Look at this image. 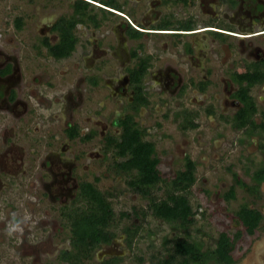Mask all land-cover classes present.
I'll return each mask as SVG.
<instances>
[{"label":"flooded vegetation","instance_id":"obj_1","mask_svg":"<svg viewBox=\"0 0 264 264\" xmlns=\"http://www.w3.org/2000/svg\"><path fill=\"white\" fill-rule=\"evenodd\" d=\"M68 1L18 0L16 4L20 14L13 20L15 32L25 31L28 17L35 18L40 24L35 33V36L39 37V45H31L33 51L31 53H34L32 60L41 61L40 67H36L39 66L37 62H32L31 66H22L20 57L24 46L21 41L15 39L16 37L0 35V203L13 204L19 195H26V198L22 197L24 200L36 201L37 204L46 201L48 207L35 206L38 214L44 212L47 216L46 220L39 223L42 225L48 223L53 229L57 217L67 222L63 226L68 227L69 234L64 241H68L69 248L58 249L55 254H59V258L63 251L72 250L70 244L72 214L87 208V201L81 195L82 190L90 185L100 195H106L96 187L102 180L103 166L107 169L112 167V173L118 177L131 175L118 168V163L126 160V156L117 155L122 133L120 122L126 116H131L134 123L136 122L135 114L145 109L151 93V88L145 85L150 70L156 65L165 64L166 60L156 54L154 44L149 43L158 37L177 40L176 38L197 33L195 30L186 33L185 30H170L158 25L157 28L146 27L144 0H73L71 3ZM147 2L149 8H156L157 4L166 8L171 7L172 16L183 15L187 10L190 14L191 9L200 10L199 3L194 0L185 1V4L178 0L171 6H167L165 0ZM81 4H85L84 7L80 8ZM24 6L30 8L31 12H26ZM76 6L79 7V11L76 10ZM247 6L250 15H256L260 8L257 17L264 16V0H248ZM60 20L66 21L65 24L75 21L72 33L76 44L69 55L56 57L51 54L49 48L59 43V33L54 26ZM87 24L91 30L90 34L89 36H85L86 33L82 34L86 42L77 52L75 51L77 37L74 32L78 27H85ZM261 27L263 30L259 31L260 34H253L252 38H243L245 44L234 50L241 58L238 65L242 70L249 65L251 72L258 63L264 73V47L259 42V39L264 42V24ZM200 32L236 37L233 32L214 28H205ZM255 38L260 45L253 46L252 40ZM214 44L215 42L211 43L206 55L207 63H211V60L220 63L222 60L220 48H216ZM9 53L15 57L7 56ZM245 60L255 65L244 64ZM174 75L172 73L170 79H173ZM213 81L210 78L194 86L189 82L185 85L183 80L178 78L172 80L174 83L172 88L175 91L178 89L177 93L181 95L188 88L192 92H201L206 100H214L217 90L220 94L231 97L235 94L238 96L241 88H247L249 97H251L249 90L255 86L264 92V79L249 87L243 81L234 90L231 86L218 89ZM168 83L166 80L165 84ZM151 95L159 97L160 93L152 92ZM258 102L264 105V96ZM222 105L226 108L222 113L232 118L233 125L236 124L235 116L238 112L248 108H243L246 104L238 97H232L231 100L225 97ZM254 107L256 114L258 108L255 105ZM105 110L108 111L106 115ZM207 113L210 114L211 111ZM55 122L59 132L54 129ZM188 126L195 128L196 124L194 122ZM247 126L252 127L250 124L243 127ZM142 133V140L151 143L155 152L153 142L147 139L148 131ZM76 147L79 149L82 147V150ZM186 159L194 162L189 156H185L183 166ZM129 181L126 182L127 187ZM261 183L264 181L259 184ZM134 189L132 190L136 191ZM106 201L111 205L107 198ZM248 207L256 209L250 205ZM111 210L113 211L112 208ZM107 230L113 234L109 241L100 243L92 252L91 258L84 260L81 258V262L85 264L92 260L93 253L98 252L95 257L99 258L102 255L103 258L98 264L111 258H114L113 264H117L122 256L120 252L123 246L118 244L117 234L110 231L108 226ZM136 234L135 227L125 226L121 230L126 245L131 243ZM47 244L43 241L38 251H36L38 244L27 249L25 247V252L37 256Z\"/></svg>","mask_w":264,"mask_h":264},{"label":"rangeland","instance_id":"obj_2","mask_svg":"<svg viewBox=\"0 0 264 264\" xmlns=\"http://www.w3.org/2000/svg\"><path fill=\"white\" fill-rule=\"evenodd\" d=\"M68 2L71 3L73 0ZM16 4L18 0H0V35L16 37L15 39L21 41L24 46L20 57L22 66H31L32 62H37L39 66L36 67H40L41 61H33L34 53H31L33 52L31 45H39L40 40L35 33L40 24L35 18L28 17L25 31L15 32L13 20L20 14ZM24 9L31 12L26 6ZM42 17L43 15L40 16ZM261 17L264 22V16ZM261 26L259 24V28L262 29ZM90 31L88 24L76 29L75 51L79 52L86 42L82 34L86 33L85 36H89ZM257 45L260 44L256 43ZM7 56L12 55L9 53ZM247 62L250 63L245 60L244 64ZM220 64L217 60H211L210 70L221 71L223 68ZM213 83L216 88H221L217 78H214ZM249 94L255 98L264 96V92L257 86L249 90ZM224 98L225 96L217 90L214 100H206L205 106H202L204 108L200 110L201 113L195 109L191 111L195 115L192 121L198 123L197 128L183 129V118L179 115L172 118L175 111L170 113L168 112L170 109L167 111L159 108L158 101L152 98L149 100L147 111L135 114L138 126L148 129L147 139L155 146V156L159 160L157 169L166 183L176 172L184 170L185 156L194 160L196 164L194 182L187 192H180L187 197L192 216L190 221L183 225L155 218L149 211V197L163 199L166 189L164 184L160 183L154 187L149 197H143L127 187L126 182L130 177L125 175L118 177L112 173V167L107 169L103 166L104 174L96 187L106 194L113 209V218L108 229L117 234L118 244L123 246L120 252L122 256L117 264H181L182 257L173 250L172 243L175 240L195 242L202 253H208L215 248L221 232H225L233 243L231 252L235 260L233 264H264V183L256 186L252 180L254 170L264 169V132L258 127L236 129L232 124V118L222 113L226 110L222 105ZM257 108L258 113L251 118L255 123L264 122V105L257 104ZM207 109L211 111L210 114L207 113ZM161 113L164 114V120H161ZM104 114H108V111L105 110ZM56 123L54 129L59 132ZM80 148L76 147L82 150V147ZM235 178L247 187L256 186L255 190L236 185ZM230 188H234L233 199L226 197ZM25 196L19 195L13 204L0 203V264H67L60 260L59 254H55L60 248H69L68 241H64L69 234L68 227L63 226L67 222L57 217L53 229L48 223L40 224L39 221L46 220L47 216L44 212L38 214L35 206L48 207L46 201L37 204L36 201L24 200L22 197ZM242 204H248L262 214L259 226L250 235L245 232L235 216V212ZM122 213L128 215L122 216ZM125 226L137 229V234L129 244L130 247L126 245L124 235H121V230ZM236 233L239 235L235 239ZM43 241L48 243L45 245L46 251L37 253V256L25 252V247L27 249L37 244L38 251ZM97 254L93 253L92 260L85 264H98L103 258L102 255L96 258ZM188 264L194 263L189 261ZM202 264L217 263L206 256Z\"/></svg>","mask_w":264,"mask_h":264},{"label":"trees","instance_id":"obj_3","mask_svg":"<svg viewBox=\"0 0 264 264\" xmlns=\"http://www.w3.org/2000/svg\"><path fill=\"white\" fill-rule=\"evenodd\" d=\"M81 4L79 7H84ZM76 6V10L79 9ZM80 10V9H79ZM78 10V11H79ZM66 21L60 20L54 29L59 33V43L49 48L51 54L56 57L69 55L70 51L76 44V39L72 33L75 21L65 24ZM144 69V68H143ZM142 69V70H143ZM139 79V78H138ZM264 79V73L261 71L259 64H256L251 72L236 75V80L240 84L243 81L246 86H252ZM238 97L243 104V108L235 116L238 127L250 124L252 127H258L251 120L255 107L252 99L247 95V88H241L238 91ZM122 133L120 136V144H118L117 155L126 156V160L118 163V168L128 172L131 180L128 182L129 187L136 190L143 197H149L150 191L157 187L160 183L165 186L164 198L157 200L149 197L148 207L152 215L166 222H178L181 225L188 223L192 216V209L187 197L180 192H187L194 182L195 163L189 159L185 160L184 170L176 172L171 180L161 177L157 169L158 159L155 156L154 147L151 143L142 140L143 133L137 128L131 116H126L120 122ZM264 131V122L259 126ZM253 179L259 184L264 181V169H259L254 173ZM236 185H240L246 189L255 190L256 186L247 187L237 178L234 179ZM81 195L87 201V208L76 211L72 214L71 222V251L61 253L60 258L63 262L69 264H81L82 259H90L94 249L103 242H108L111 234L107 230V226L112 220V210L106 197L99 194L92 186L88 185L81 192ZM234 188L226 193L227 198H234ZM235 216L239 223L244 227L247 234H253L254 230L262 220L261 213L247 204L240 205L235 212ZM239 233L234 238H238ZM174 253L181 256V264H188L192 261L194 264H202L209 256L217 264H233L234 259L231 255L233 243L225 232H221L217 238L215 248L208 252L202 253L198 244L188 242L184 239L175 240L173 243ZM82 258V259H81ZM114 258L109 259L102 264H113Z\"/></svg>","mask_w":264,"mask_h":264},{"label":"crops","instance_id":"obj_4","mask_svg":"<svg viewBox=\"0 0 264 264\" xmlns=\"http://www.w3.org/2000/svg\"><path fill=\"white\" fill-rule=\"evenodd\" d=\"M147 1L148 0H144L145 3L143 2L144 11L146 10L144 19L146 27L157 28L156 26L158 25L170 30H185L187 31L186 33L195 30L197 33L192 35L189 34L187 37L183 38H176L177 40H175V38L158 37L156 40L154 39L153 42L149 43H153L156 54L158 53L160 56L166 58V60L165 64L156 65L150 70V76L148 75L145 85L148 88H151V93H160V96L156 97L150 93V96L147 99V106L142 111H147L146 109L150 105L149 100L151 98L156 99L160 105L159 108L166 110L170 109V111L167 110L170 113L175 111L171 116L172 118L177 115L183 118V129L192 128L188 126L194 123L192 120L195 118V115H193L191 111L195 109V111L201 113L200 110L204 108L202 106H205L206 104V97L204 94L202 95L201 92H192L189 88V90H184L181 95L179 92L177 93L178 89L175 91L172 88V85H174L172 80L175 81V79L177 80L178 78H181L183 84L188 85L189 82L190 84L197 86L198 82L201 83L210 78L213 80L214 78H217L218 84L222 89L231 86L234 90L237 85L239 86V83L236 80V75L249 73L251 66L249 67L248 65V67L244 68L245 72H243L244 69L242 70V67L238 65L240 59H237V57L240 58V56L236 57L237 52L234 50L238 49L241 44H245V42L242 41L243 38H252L253 34H260V32L257 31L263 30V27L262 29L259 28V24H264L261 17L262 15L259 16V18L257 17L260 8L257 7L258 11L256 10V15H250V9L247 6L248 0H194L199 3L200 10L195 11L194 9H191L190 14H188L189 10H187L183 15L179 14L177 16H172L170 13L171 7L166 8L165 6H159L157 4L156 8H149ZM177 1L178 0H165L167 6L173 5ZM179 1H182L184 4L185 1L188 2V0ZM257 4L259 3L257 2ZM155 13H158V15ZM205 28L233 32L236 37L200 32ZM257 41L258 39L256 40L255 38L253 46H256ZM212 42H215L216 48H220V55L222 56V60L220 59V65L223 69L221 71L217 70V72L210 70L211 63H207L206 59V55L210 50ZM259 42L261 43V46L264 47V42L260 39ZM234 57H236L235 59L237 60H235ZM249 64L255 65L254 63ZM172 73L175 75L173 79H170ZM166 80L169 81L167 85L165 84ZM170 83L171 85H169ZM198 90L201 91L199 88ZM221 95H224L230 100L232 97H238L236 94L232 95V97L223 93H221ZM250 98L255 106L260 104L258 102L259 100L263 99L262 96H258L257 98L251 96ZM182 104L184 105L181 106ZM171 106H174L175 108H171ZM207 111H209V109H207ZM161 114V120H164V114ZM253 115L255 114L253 113L251 117ZM135 123L137 124V122ZM253 123L260 128V123ZM195 124L198 127V123ZM234 127L238 128L237 124H234ZM137 128L141 132L148 131L146 128L139 127L138 124ZM255 172L256 170H254V173Z\"/></svg>","mask_w":264,"mask_h":264}]
</instances>
